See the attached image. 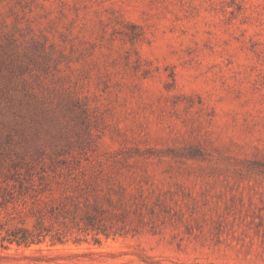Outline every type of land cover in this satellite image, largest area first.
<instances>
[{
	"label": "rangeland",
	"instance_id": "374dc122",
	"mask_svg": "<svg viewBox=\"0 0 264 264\" xmlns=\"http://www.w3.org/2000/svg\"><path fill=\"white\" fill-rule=\"evenodd\" d=\"M0 264H264V0H0Z\"/></svg>",
	"mask_w": 264,
	"mask_h": 264
},
{
	"label": "trees",
	"instance_id": "16d2710c",
	"mask_svg": "<svg viewBox=\"0 0 264 264\" xmlns=\"http://www.w3.org/2000/svg\"><path fill=\"white\" fill-rule=\"evenodd\" d=\"M10 242L14 241V240H9Z\"/></svg>",
	"mask_w": 264,
	"mask_h": 264
}]
</instances>
